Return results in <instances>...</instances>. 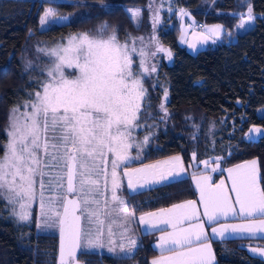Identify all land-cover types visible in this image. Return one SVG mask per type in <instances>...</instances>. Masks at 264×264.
<instances>
[{"label":"snow or ice","instance_id":"snow-or-ice-1","mask_svg":"<svg viewBox=\"0 0 264 264\" xmlns=\"http://www.w3.org/2000/svg\"><path fill=\"white\" fill-rule=\"evenodd\" d=\"M99 2L105 9L112 8L104 0ZM137 15L131 13L133 19ZM182 15L187 13L182 10ZM66 19L49 8L41 25ZM253 20V10L248 7L247 18L242 17L239 28L244 29ZM222 30V25L208 29L217 39ZM137 40L142 45V71L133 69L131 53L137 52ZM143 44V37H129L121 43L116 29L107 23L101 24L94 34L77 33L66 45L46 51V79L38 90L28 93L22 105H14L10 110L8 140L0 155V199L11 206L18 220L29 221L39 186L40 217L36 226L58 228L60 264H76V251L82 244L104 247L105 236L109 252L127 256L136 248V240L129 235L135 216L119 193L122 177L118 169L129 160L132 133L141 126L140 112L146 96L143 76L156 71L154 65L147 66V58L160 51H167L169 58L172 55L161 46L149 53ZM65 68H74L76 72L69 76ZM161 108L167 114L163 105ZM252 131L259 133L260 129ZM148 142L145 136L143 143ZM179 162L180 157H172L142 168L125 167L123 177L135 192L146 185L177 179ZM202 163L206 167L215 164L213 172L220 169V158ZM226 171L234 201L223 180L213 184L208 175L196 180L203 216L212 226V236L223 240L243 234H264V187L257 161ZM229 216L246 220L241 224L220 222ZM139 223L162 232L157 245L161 255L151 264H213L214 254L195 201L145 213L139 217ZM162 224L172 231L161 229ZM117 235L119 241L114 239ZM250 250L264 257V249Z\"/></svg>","mask_w":264,"mask_h":264},{"label":"trees","instance_id":"trees-1","mask_svg":"<svg viewBox=\"0 0 264 264\" xmlns=\"http://www.w3.org/2000/svg\"><path fill=\"white\" fill-rule=\"evenodd\" d=\"M75 1L80 0L61 2L58 7L71 12L77 7ZM106 1L112 5L110 10L95 3L92 4L95 10L91 8L80 17L43 29L39 26V15L46 0H0V155L8 140L11 108L22 105L28 99V93L39 89L45 78L37 67L26 65L24 68L23 54L28 44L41 52L40 47L62 43L77 33H93L101 22L114 27L119 41H123L138 29L128 15L129 7L141 10L139 29L149 27V0ZM202 1L179 0L201 23L221 22L227 30L233 28L237 18L229 11L235 9L236 0H218L208 9L200 7ZM249 1L257 14L254 24L238 34L235 40L221 41L193 53L177 42L178 28L159 33L161 43L173 55L172 61L163 62L160 68L169 83L165 104L167 114L159 108V89L145 80L146 97L140 112V121L144 124L141 134L148 129L152 132V139L142 151L141 162L180 154L184 163L189 164L191 146L187 129L179 127L182 116L186 112L203 114L207 118L227 114L238 128L230 152L224 151V165L257 157L260 183L264 187V115L256 112L264 105V0ZM252 124L261 125L263 134L256 140L243 139V132ZM133 159L121 167L137 164ZM218 175L215 173L214 177ZM121 187L119 193L126 201L128 211L134 214L195 198L197 194L189 176L133 193L123 188L122 182ZM156 234L157 231L142 232L134 224L129 235L137 244L131 254L118 255L104 249L80 255L85 264H149L151 257L159 253L153 246ZM254 241L264 244V238L260 237L212 239L215 264H264L263 258L247 250L246 246ZM56 254L57 235L38 232L35 213L29 221H20L12 214L11 206L0 199V264H56Z\"/></svg>","mask_w":264,"mask_h":264},{"label":"rangeland","instance_id":"rangeland-1","mask_svg":"<svg viewBox=\"0 0 264 264\" xmlns=\"http://www.w3.org/2000/svg\"><path fill=\"white\" fill-rule=\"evenodd\" d=\"M47 2L43 4L42 10L39 15V26L40 28H48L49 26L67 22L75 17H80L82 14L87 13L88 10L92 8V10H95L94 6L92 4L99 5L101 6L99 0L98 1H92L89 2L87 0H80V1H75L76 3V9H74L71 12H65L64 10L60 9L58 7V4L61 2H71V0H46ZM218 2V0H203L200 7L203 9H208L214 7V5ZM104 3L109 5L106 0H104ZM251 7L250 1L249 0H236V7L234 10L229 11V13L236 17L237 20L235 22V25L231 30H227L221 22H214V23H201L200 20L196 19L195 16L192 14L190 9L185 7L184 5H181L179 0H149V27H142L139 29V26H141V10L136 7H129L128 10V15L130 16L133 25L138 27L137 31L134 33L130 34L129 37H143L144 38V44L143 46L146 47V50L151 53L156 51V48L158 46L163 47L164 49L168 50L171 52V50L163 45L158 37L159 33L163 30H167L170 28L175 27L178 28V35H177V42L185 47L188 51L190 52H196L199 49L206 48L208 46H215L221 41H230V40H235L238 36V34L245 32L247 29H249L253 24L254 20L251 22V24L246 25L244 29H240L239 25L242 22V17L244 19L247 18V8ZM52 8L55 11L59 13L60 16L66 17V20L63 21H51L48 24L41 25V18L44 16V13L47 9ZM252 8V7H251ZM105 9V8H104ZM182 10L184 13H187V15H182ZM136 12L137 19L139 20V23H137V19H133L131 17V13ZM257 14L253 12V16L255 19V16ZM259 16H262V14H258ZM94 17V16H93ZM106 23V22H101ZM101 23L97 24L96 27H99ZM214 25H222L223 30L220 33L219 38L217 39L215 36H213L208 29L212 28ZM95 26V25H94ZM93 31V34L96 32ZM92 33V32H91ZM74 36V35H72ZM71 36L66 38V40L62 43H57L55 45H48L45 47H40L41 52H38L34 50V46L31 44H28L25 53L23 54V65L24 68L27 65L28 66H33L37 67L39 72H42L44 74V80L46 79V75L43 72V70L48 66V60L49 57L45 54L47 50H50L52 48H55L61 44H67L68 40ZM206 37V40L204 39ZM127 38V39H128ZM154 38V39H152ZM125 39V40H127ZM125 40L120 41L121 43H124ZM215 41V42H214ZM190 45H193V47H190ZM41 46V45H40ZM141 42L139 40L136 41V48L137 52L136 53H131L132 59H133V69L135 71H142L139 68V63L141 57L139 56V48L141 47ZM39 47V46H37ZM172 53V52H171ZM35 55V56H34ZM34 56V58H33ZM173 55H171V58L167 55V51H160L156 52L155 56L149 55L147 58V66H155L156 71L151 72L148 74H144L143 76V87L146 90L144 86V81L148 80L151 82L152 86L157 87L160 91V105L159 108L160 110H163L161 108V105L164 106L165 109V104L168 99V79L165 76L164 73L160 71L161 64L163 62L170 63L172 61ZM66 74L71 76L72 73L76 72L74 68H65ZM42 83V81H41ZM38 90V89H36ZM36 90H31L30 92H35ZM165 92L167 93V97L165 98ZM146 97V96H145ZM144 97V99H145ZM144 102V100H143ZM142 102V105H143ZM142 108V107H141ZM257 114L258 115H264V105H261L260 107L257 108ZM151 115V114H150ZM141 117V116H140ZM182 124L179 125L180 128H185L187 129L186 135L187 139L190 143L191 146V162L189 164H185L181 155L180 154H173L170 156H166L160 159H156L150 162H141L143 159V149L146 144L143 143L145 136H147L150 139H152V132H149V130H145L141 134V130L144 128V124L142 121L139 120L140 127L134 129L132 133V143L133 147L129 150V155L130 158L134 157V161L137 162L135 165H127V166H122L118 171L121 174L122 177V184L123 188H125L129 193H133L131 189L128 188L127 185V178L123 177V169L125 167L129 169H134V168H142L146 165H152L156 164L157 162H162V161H168L172 157H180V162L177 165V171L180 172V176L178 178L184 177V176H189L191 179V182L196 190V197L195 198H189L182 200L180 202L174 203H183L188 200H192L196 202V208L199 211L201 221L204 222V227H205V232L208 234V242L211 244L212 240L211 239H220V237H213L211 233V227L207 221L206 218L203 216V205L200 203V194L199 190L196 187V180L200 178L203 175H208L211 177V182L213 184H219L221 180L224 181V186L225 189L228 191L229 195L232 196L233 201L235 199V194L231 192V180L229 179V173L226 171L228 168H234L236 165H241L245 164L246 162L256 160L257 161V166L259 169V161L257 157L249 158V159H244L240 162L233 163V164H226L224 165L226 156H224V151L226 153H229L230 149L232 148V138L235 136V132L238 127H234L235 125L233 124L232 119L229 120L228 115L220 116L217 118H211V117H205L203 114L200 115H194L192 112H186L182 116ZM174 124V123H173ZM177 125V123H175ZM258 128L260 129L259 133L253 132L252 129ZM139 131V133H138ZM263 134V127L259 124H252L250 125L242 134L243 139L245 140H252V139H258L261 135ZM251 136V139H248V137ZM193 153H195V160L193 159ZM139 157V158H137ZM129 158V160H130ZM216 158H220V169L217 171L213 172L211 171L212 167H215V164L210 163L207 167L202 163L204 160L208 161H213ZM128 160V161H129ZM127 161V162H128ZM126 162V163H127ZM123 165V164H122ZM110 167V165H109ZM218 173L219 175L217 177H214V174ZM177 178V179H178ZM259 180H260V171H259ZM167 182V181H165ZM164 183V182H163ZM158 184H150L146 185L144 188L154 186ZM144 188H138L136 191H139ZM122 187L120 188L119 192L121 191ZM135 191V192H136ZM121 195V194H120ZM173 204L166 206V207H161V208H168L171 207ZM238 207V206H237ZM157 208L152 209V210H147L143 211L138 214H134L135 219L132 221L130 224V228L132 225H137L138 228L141 231H147V228L145 225L139 223V217L145 213L148 212H158L159 209ZM35 213V219H36V225L40 217V203H39V186L37 185V198L35 201H33L32 206H31V215ZM132 213V212H130ZM246 218L242 217H232L229 216L226 221L221 220V223H229V224H241L244 223ZM195 223L196 221H192ZM186 226V225H185ZM160 227L165 228L166 231H172L171 228H169L167 225H160ZM36 230L40 233H46V234H54L57 235L58 233V228L56 227H51V228H37ZM161 232L160 230L157 232ZM237 236H249L247 234L243 235H237ZM160 238V237H159ZM117 241L120 240V237L117 235L114 237ZM126 243V240H125ZM159 244V239L158 242H155V246ZM108 242H107V236L104 238V247H94V248H89L86 247L82 244L80 247V254L82 253H89V252H94V251H102L104 249L108 250ZM212 248V244H211ZM247 248H258L255 247L254 245L248 244ZM213 252V250H212ZM214 254V252H213ZM256 255V254H255ZM82 255H80L81 258ZM84 256V255H83ZM83 259V258H81ZM213 264H215V255H214V260Z\"/></svg>","mask_w":264,"mask_h":264},{"label":"crops","instance_id":"crops-1","mask_svg":"<svg viewBox=\"0 0 264 264\" xmlns=\"http://www.w3.org/2000/svg\"><path fill=\"white\" fill-rule=\"evenodd\" d=\"M156 210V209H155ZM239 218H242V217H239ZM161 229H165V228H163V227H160ZM152 231H159V229H147V231H142V232H152ZM162 235V232H159V233H157L156 235H155V239H154V241H153V246H154V248L159 252L157 255H155V256H153V257H151V259H150V263L149 264H151V262H152V260L153 259H156V258H158V257H160V255H161V249L159 248V247H157V246H155V242H158V239H159V237ZM261 236H264V234H257L256 236H247V237H261ZM217 239V238H216ZM221 239V238H220ZM212 240V239H211ZM212 242V241H211ZM212 244V243H211ZM251 245H254V244H251ZM255 247H258V248H260V249H264V245H254ZM247 247V246H246ZM251 248H247V250L251 253V254H253V255H255L251 250H250ZM212 250H213V247H212ZM214 252V251H213ZM257 255V254H256ZM257 256H259V257H261L260 255H257ZM261 258H263L264 259V257H261Z\"/></svg>","mask_w":264,"mask_h":264},{"label":"water","instance_id":"water-1","mask_svg":"<svg viewBox=\"0 0 264 264\" xmlns=\"http://www.w3.org/2000/svg\"><path fill=\"white\" fill-rule=\"evenodd\" d=\"M60 244H61V238H60V233H59V230H58V233H57L56 264H60ZM252 244H254V245H264V244L260 243L259 241H254V242H252ZM76 256H77L76 264H85V261L80 258V248L77 249Z\"/></svg>","mask_w":264,"mask_h":264}]
</instances>
